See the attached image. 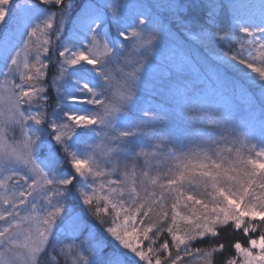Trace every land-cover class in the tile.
Here are the masks:
<instances>
[{"label": "snow or ice", "instance_id": "1", "mask_svg": "<svg viewBox=\"0 0 264 264\" xmlns=\"http://www.w3.org/2000/svg\"><path fill=\"white\" fill-rule=\"evenodd\" d=\"M156 6L163 18L131 12L143 6L129 0H33L15 18L20 40L0 44V264H264V131L245 151L247 133L232 129L228 110L217 106L223 118H212L201 69L181 41L228 43L233 54L216 59L264 91V0ZM15 7L0 0V24ZM229 10L243 34L238 49L221 34ZM126 54L135 67L115 89L108 67ZM52 55L59 71L46 85ZM206 75L234 86L219 65ZM153 78L171 86L172 106L134 117ZM172 112L226 135L168 131ZM229 136L232 147H219ZM222 233L231 239L221 242Z\"/></svg>", "mask_w": 264, "mask_h": 264}, {"label": "trees", "instance_id": "2", "mask_svg": "<svg viewBox=\"0 0 264 264\" xmlns=\"http://www.w3.org/2000/svg\"><path fill=\"white\" fill-rule=\"evenodd\" d=\"M140 3L144 0H137ZM247 2L258 6L260 4V0H247ZM142 4V3H141ZM145 8H149L150 15L159 16L161 18L164 17L166 11L160 8H157L154 3L151 1L143 2ZM254 12L258 11V7L253 9ZM224 25V34L228 33L231 38L235 48H239V44L236 43V40L243 36L242 33H239V30L234 26L232 21L231 11L229 10L222 21ZM3 26V24H1ZM221 25H217L219 28ZM66 33L71 30V24L66 25ZM181 41L183 43L184 49L188 52L192 62L201 69V75L204 78L201 83V88L204 85H212V82L208 81L206 70L211 65H218L214 61H212L209 56L211 54L216 56H223L224 53H228L231 56L233 53L230 51V46L228 43L224 41H216L212 40L207 43H202V40L198 38L195 41L184 40L181 37ZM127 56V54H126ZM125 56V57H126ZM137 58V57H136ZM160 57H156V62H159ZM49 67L46 69L45 77L43 78L45 84H50V80L52 79L56 68L53 61H50ZM135 67V65H129ZM112 72L115 77L124 78L126 74L133 69L127 67L123 61L119 60L114 65L110 66ZM222 73L227 76L228 80L233 82L232 84L226 87H213L214 89H220L226 93L227 97H231V101L233 103V109L231 111V125L232 129L243 131L247 133V139L244 136H241L240 139L244 142L245 151H247V147L250 146V138L248 137V131L252 129L263 130L264 129V95L263 91L259 87H255L250 85L249 83H245L244 79L241 77V74L236 71L234 68H223L220 67ZM182 79H187V77H183ZM168 89V82L161 80L159 78H153L150 82H147L144 86H142L140 90V102L137 105V110H135L131 115L138 116L139 108L154 106L159 108H170L172 106L170 97H165L166 90ZM236 93V94H235ZM235 94V97L233 96ZM170 96V93H168ZM48 96L50 97L49 102L53 103V92L51 89H48ZM241 97V99H238ZM48 102V103H49ZM217 117L218 115H214ZM222 118V116H220ZM163 126L168 131L174 132H183L187 130L189 133L193 130L203 129L205 135L202 137L204 140H220L222 135H226L222 130L215 128L214 126L205 123H201L199 120L197 121H189L186 117L181 115L180 113H169L165 121L163 122ZM231 131V130H230ZM228 143L221 142L219 147H232V137H228ZM141 142L144 143L145 140L141 137ZM225 237L231 239V236L228 233H222L221 242H224ZM213 243L211 240L197 242L193 245V247L207 248L209 244ZM218 260L219 257L217 256Z\"/></svg>", "mask_w": 264, "mask_h": 264}, {"label": "rangeland", "instance_id": "3", "mask_svg": "<svg viewBox=\"0 0 264 264\" xmlns=\"http://www.w3.org/2000/svg\"><path fill=\"white\" fill-rule=\"evenodd\" d=\"M146 1H151L152 3L156 5L158 4H164L167 2V0H144L142 1L141 3L137 0H129L130 3L134 4V5H140V6H143L141 8H133L131 9L130 11L131 12H136V11H145L147 14L150 13L149 11V8H145V5L143 4V2H146ZM38 2V0H37ZM33 3V0H14V7L15 6H19V7H15V12L13 14V18H10L8 19L4 24L3 26H1L0 24V44H3L5 41H7V43L9 45H14L16 44L19 40H20V36H19V33H18V30H17V26H16V23H15V18L18 17L21 13V11L23 9H25V7H31ZM41 7H44L43 5H41ZM58 7V6H57ZM157 7V6H156ZM157 8H160V9H163L166 11V9L164 8H161V7H157ZM55 10V9H53ZM72 29H73V26L71 24V30H69L68 33H63L62 36L65 37L64 39V42L67 43V39H70L72 37ZM26 39V37H25ZM54 43H56L55 41V38H54ZM86 43V42H85ZM247 53H245L246 55ZM216 55H213L211 54L209 56V58L214 61L215 63H217L220 67H223V68H233L231 65H227V64H224L223 63V60H218L216 59ZM222 57V56H221ZM132 60L133 62H129V60ZM136 59V56H132V57H128V56H124V57H120L119 60L123 61L124 64L129 67L130 69H133L134 67L132 66H129V65H135L134 61ZM56 60H57V57L55 55H52L51 56V60H45V63H48L50 65V61H53L54 65H55V68H56V71L54 73V75H56L59 71V65L56 63ZM118 60V61H119ZM115 63H117V61H114L111 65H109L108 67V72H109V75L113 81V85H114V88L115 89H118L121 84L123 83V80L125 79L124 78H118V77H115L114 76V73L112 72L110 66L114 65ZM0 70L2 71H6V69H3V64L0 63ZM45 72H46V69H45ZM245 72L248 73L249 76H255L256 74L254 73H251L250 70H247L245 69ZM241 77L244 79L245 83H249L250 85H253L255 87H259V81L258 79L257 80H252V79H249L247 76L244 75V73H241ZM9 79H12V78H9ZM4 80H5V77L4 75L0 74V92H3L4 90ZM15 83H19V80L18 78H16L14 80ZM51 82V80H50ZM70 86V85H69ZM216 85L212 86V85H204L203 88H202V92H201V95L202 96H207L208 100L210 101L209 103V106H208V111L212 114V118H215L214 115H218V116H222L220 112L217 111V106L221 107V108H226L228 110L229 113H231L232 109H233V103L231 101V97H227L226 96V93L220 89H216L215 92H213L212 90L214 89L213 87H215ZM171 86L168 84V89L166 90V95L165 97H170L168 95L169 92V88ZM52 92H53V103L49 102L47 107H46V111L51 113L55 108H56V92L54 89H51ZM262 91V90H261ZM236 94V93H235ZM235 94L233 95L235 97ZM263 95H264V91H263ZM238 99H241V97H238ZM67 103H71L70 101H68ZM231 116V114H230ZM223 118V117H222ZM208 118L206 117L205 118V121L207 120ZM231 120V118H230ZM262 131L263 130H257V129H252L251 131H248V137L250 138V142L251 144H255V143H258L261 139V135H262ZM13 135V133H9V136L11 137ZM15 135L17 137H19V130L16 131ZM91 143H99V139H97L96 141H90ZM7 174V173H5ZM115 178V177H113Z\"/></svg>", "mask_w": 264, "mask_h": 264}]
</instances>
